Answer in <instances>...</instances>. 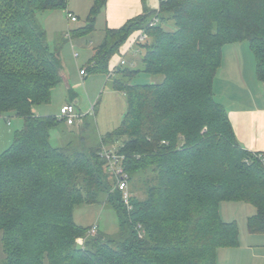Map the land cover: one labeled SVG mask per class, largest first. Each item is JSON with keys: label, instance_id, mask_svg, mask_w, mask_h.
<instances>
[{"label": "trees", "instance_id": "16d2710c", "mask_svg": "<svg viewBox=\"0 0 264 264\" xmlns=\"http://www.w3.org/2000/svg\"><path fill=\"white\" fill-rule=\"evenodd\" d=\"M69 0H0V113L15 110L24 129L0 155V264H218L219 249L239 245V226L221 216L222 203L256 209L250 234H264V161L238 142L214 82L226 45L248 42L264 84V0H162L159 10L107 28L88 73L108 76L122 45L146 31L142 69L121 67L109 77L127 97L118 129L97 147H54L56 116H38L63 79L61 50H52L37 13L66 10ZM107 0H93L95 29ZM158 14L160 23L150 27ZM158 84H134L140 74ZM82 129L88 128L82 118ZM85 140V139H84ZM119 144L132 193L127 210L100 156ZM136 191L145 192L141 199ZM104 195L119 217L120 236L78 226L73 211ZM84 238L83 244L78 239Z\"/></svg>", "mask_w": 264, "mask_h": 264}, {"label": "rangeland", "instance_id": "374dc122", "mask_svg": "<svg viewBox=\"0 0 264 264\" xmlns=\"http://www.w3.org/2000/svg\"><path fill=\"white\" fill-rule=\"evenodd\" d=\"M80 4L82 9L81 13L78 14L79 22L76 24L67 21L66 10L37 13V19L47 33V41L52 50L55 48V40H60L66 80L64 79L51 90L50 102L34 107V112L36 115L40 113L39 116L43 117H59L63 106L68 103L74 104L77 114H81L82 117L85 116L88 123V128L84 134H81V128L77 124L69 126L66 122L60 123L51 131L52 146L64 148L73 142L72 151H78L82 148L83 139H85L88 148L97 147L100 136L105 137L120 127L127 111L126 95L122 91L112 89L110 82H107L108 77H111V71H109L108 77L102 73L87 72L85 79L80 74L81 70H87L88 62L93 57V49L99 45L101 36H103L101 31L104 28V15L98 16V21L96 20L95 23L96 29L92 33L82 40L73 39L72 33L71 38H69L67 36L69 31L73 32L77 30V27L88 24L87 17L91 0L90 4L89 0H80ZM86 42H88L87 45ZM75 54L78 56L76 57ZM138 66L142 69V62ZM162 80V76L140 73L132 83L140 85L158 84ZM237 87L240 88L238 94H242L243 89L240 86ZM238 88H234V93H237ZM24 126V118L19 116L15 110L0 113V155L11 147L16 134L24 129ZM115 147L118 149L119 144H115ZM136 194L141 199L145 198V192L136 191ZM226 206H233L234 210H230L228 213ZM221 209L222 218L226 221H238L239 227H243L245 218L250 216L251 212L254 213L253 206L246 203H222ZM73 220L82 228L97 225L98 232L104 237L117 238L120 236L118 214L113 206L106 202L104 195H100L99 201L96 203H82L76 206L73 211ZM252 240L257 241V239ZM243 245L245 246V244ZM4 258L0 233V262H3Z\"/></svg>", "mask_w": 264, "mask_h": 264}, {"label": "crops", "instance_id": "0c3cea01", "mask_svg": "<svg viewBox=\"0 0 264 264\" xmlns=\"http://www.w3.org/2000/svg\"><path fill=\"white\" fill-rule=\"evenodd\" d=\"M161 1L162 0H107L105 9L99 14V16L104 15V28L101 31L103 36H101L100 40H103L104 32L107 28H120L130 19L143 15L147 11L159 10ZM92 5L93 0H91V7ZM81 9L80 0H69L66 14L67 11H70L78 20L76 22H71L67 18V21L75 24L78 23V14L81 13ZM83 27L80 26L76 29ZM139 33H137V35ZM84 38L85 37H82L76 40H82ZM133 40L134 38L121 46L118 54L115 55L110 62L109 71L115 67L116 72L121 67L140 69L138 65L143 57L144 51L142 45L144 43L131 47V42ZM87 43L88 42H86V45ZM54 44V50H61L59 39H57V41L55 40ZM122 59L125 61V65L120 67L119 62ZM62 65L63 70L61 76L63 79V77L65 78L63 61ZM115 74L111 75V77L115 76ZM84 78L86 79L87 76H84ZM107 80V82H110L109 77ZM236 85L243 89L242 94H238L240 88ZM234 88H238L237 93H234ZM214 96L215 100L226 109L240 145L248 151L257 154L264 161V84H262L256 76V61L248 42L233 43L223 48L222 64L214 82ZM39 114L40 113L37 115L39 116ZM82 123L83 121L81 124L77 125L81 128V134H84L85 131H82ZM102 137L103 136H100V139ZM226 207L228 213L230 210H234L233 206ZM253 209L254 213L251 212V215L245 218L243 227H239V245L237 247L219 249L217 256L218 264H264V234L253 235L250 234L247 229L248 218L256 213V209L254 207ZM235 222H237L239 226V222ZM252 239H257V241ZM243 244H245V246Z\"/></svg>", "mask_w": 264, "mask_h": 264}, {"label": "built area", "instance_id": "2783aa9c", "mask_svg": "<svg viewBox=\"0 0 264 264\" xmlns=\"http://www.w3.org/2000/svg\"><path fill=\"white\" fill-rule=\"evenodd\" d=\"M67 18L71 22H76L78 18L70 11H67ZM160 23V18L158 14H156L151 23L150 27L156 26ZM67 36L71 38V31L67 33ZM149 39L148 34L146 31H141L131 42V47L132 46H138L139 44L145 43ZM77 57L78 54H75ZM125 61L122 59L119 62V66H124ZM116 73V67L113 68L110 72V76ZM80 74L82 76L87 75V70H81ZM59 120H62L66 122L67 125L73 126L75 124H81L82 122V116L78 115L75 106L73 104H67L61 108L60 116L58 117ZM100 156L104 158L107 161V171L108 173L114 178L115 183H114V188L112 191H119L122 195V202L127 208V210L132 209L131 205V198H132V193L130 190V179L129 175L126 172L125 166H124V157L118 153L117 148L115 145L111 148H105L103 147ZM98 231V226L93 225L90 227V230L88 232V235H94ZM84 238L78 239V243L83 244Z\"/></svg>", "mask_w": 264, "mask_h": 264}, {"label": "water", "instance_id": "95a60500", "mask_svg": "<svg viewBox=\"0 0 264 264\" xmlns=\"http://www.w3.org/2000/svg\"><path fill=\"white\" fill-rule=\"evenodd\" d=\"M65 78L63 77V80H64ZM66 80V79H65ZM82 131H84L83 129H82ZM82 142H84V139L82 140Z\"/></svg>", "mask_w": 264, "mask_h": 264}]
</instances>
